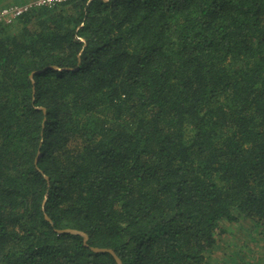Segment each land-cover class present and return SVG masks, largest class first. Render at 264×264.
Segmentation results:
<instances>
[{
	"label": "trees",
	"instance_id": "16d2710c",
	"mask_svg": "<svg viewBox=\"0 0 264 264\" xmlns=\"http://www.w3.org/2000/svg\"><path fill=\"white\" fill-rule=\"evenodd\" d=\"M243 219L234 264H264V0H68L0 24V264H117L91 246L212 264Z\"/></svg>",
	"mask_w": 264,
	"mask_h": 264
},
{
	"label": "rangeland",
	"instance_id": "374dc122",
	"mask_svg": "<svg viewBox=\"0 0 264 264\" xmlns=\"http://www.w3.org/2000/svg\"><path fill=\"white\" fill-rule=\"evenodd\" d=\"M219 229L222 231L217 235L218 243L211 256L212 264H234L235 259L249 256L247 249L252 244L253 235L250 223L244 219L240 222L225 221L221 223ZM243 249H246L245 253Z\"/></svg>",
	"mask_w": 264,
	"mask_h": 264
},
{
	"label": "built area",
	"instance_id": "2783aa9c",
	"mask_svg": "<svg viewBox=\"0 0 264 264\" xmlns=\"http://www.w3.org/2000/svg\"><path fill=\"white\" fill-rule=\"evenodd\" d=\"M68 0H28L0 6V24H11L20 15L40 7H52Z\"/></svg>",
	"mask_w": 264,
	"mask_h": 264
},
{
	"label": "water",
	"instance_id": "95a60500",
	"mask_svg": "<svg viewBox=\"0 0 264 264\" xmlns=\"http://www.w3.org/2000/svg\"><path fill=\"white\" fill-rule=\"evenodd\" d=\"M81 40L84 41L83 38H81ZM78 63H80V60L78 61ZM53 68H56V69H66V68H61V67H58L56 65H53L52 66ZM34 73V72H33ZM33 73L30 74V76L32 77L33 76ZM42 109L44 110V107H42ZM41 155L40 152L37 153L36 155V158H35V161L38 160L39 156ZM46 178H48L47 175H45ZM46 198H47V193L44 195V199H43V202L42 204L45 203L46 201ZM45 217L48 219L49 217L47 215H45ZM58 232H69V233H75V234H80L82 237H83V240H84V243L87 244L86 240L88 238V235L85 231L81 230V229H77V228H72V227H66V228H61V229H57ZM91 249L94 250V251H100V252H109L111 253L115 260H116V263L117 264H122V261L120 259V257L116 254V252L111 249V248H108V247H98V246H91Z\"/></svg>",
	"mask_w": 264,
	"mask_h": 264
},
{
	"label": "crops",
	"instance_id": "0c3cea01",
	"mask_svg": "<svg viewBox=\"0 0 264 264\" xmlns=\"http://www.w3.org/2000/svg\"><path fill=\"white\" fill-rule=\"evenodd\" d=\"M25 1H28V0H0V6L11 4V3H23Z\"/></svg>",
	"mask_w": 264,
	"mask_h": 264
}]
</instances>
